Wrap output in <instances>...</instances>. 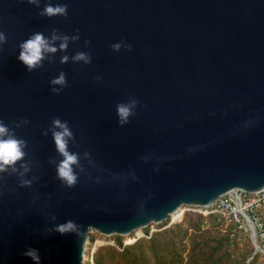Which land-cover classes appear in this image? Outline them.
Masks as SVG:
<instances>
[{
	"label": "water",
	"instance_id": "obj_1",
	"mask_svg": "<svg viewBox=\"0 0 264 264\" xmlns=\"http://www.w3.org/2000/svg\"><path fill=\"white\" fill-rule=\"evenodd\" d=\"M48 2L0 0V120L29 121L14 130L33 162L25 178L37 177L22 188L0 173V264H33L27 247L41 264H84L91 231L127 237L182 206L264 190V0H50L66 19L40 17ZM53 28L80 39L29 72L18 45ZM120 41L132 50L114 52ZM76 52L92 62L73 63ZM61 71L68 87L54 95ZM129 98L136 114L121 127L116 105ZM55 117L74 133L69 151L94 163L81 159L73 188L49 163L62 159L42 134ZM69 219L79 234L46 233Z\"/></svg>",
	"mask_w": 264,
	"mask_h": 264
},
{
	"label": "clouds",
	"instance_id": "obj_2",
	"mask_svg": "<svg viewBox=\"0 0 264 264\" xmlns=\"http://www.w3.org/2000/svg\"><path fill=\"white\" fill-rule=\"evenodd\" d=\"M30 5L36 8L40 7V0H26ZM40 17H64L67 18L68 6L67 4H56L55 6L49 2L45 4L42 11L38 13ZM80 39L79 30L72 35L60 33L57 29L51 30L50 36L46 37L42 32L33 33L27 40L21 42L18 47L19 57L18 59L23 62L29 72H33L44 66V61L54 63L53 56L57 52H67L69 44L74 43ZM7 42L6 34L0 31V46ZM89 41H85V47L89 45ZM114 52H120L121 49L127 51L132 50L131 44H126L124 41L114 43L111 45ZM69 56L63 55L60 58V64H67L69 62ZM73 63H83L88 65L92 62L90 53L76 52L72 57ZM96 80L99 81L100 77L97 76ZM51 91L54 95H59L63 89L68 87L66 73L63 71L50 80ZM138 101L134 98H129L127 102H121L116 105L118 125L123 127L130 122V117L134 116L135 109L138 105ZM29 123L27 119L21 120L18 123L13 122L14 128H20ZM14 128H10L3 120H0V173H8L9 175H15L19 179L20 187H31L32 183L37 179L33 177L31 180L25 177L31 171L33 162L26 160V151L28 148V141L19 138L16 135ZM51 133L52 140L55 145V150L60 159L58 162L55 159H50L49 163H53L56 166L57 179L68 188H73L78 183V173L84 172V167L81 164V159L87 160L88 163L94 166L91 160L90 153L85 151L82 156L79 153L69 151V143H75L74 133L67 121L62 120L60 117L52 119L50 126L42 133L47 136ZM147 160V158H145ZM97 183L99 180L97 179ZM51 220L55 222L56 217L51 216ZM81 226L74 220H67L64 223L56 224L54 228L46 229V233H59L60 235L66 234H79ZM26 258H30L33 264H41V256L38 249L27 247L22 253Z\"/></svg>",
	"mask_w": 264,
	"mask_h": 264
},
{
	"label": "trees",
	"instance_id": "obj_3",
	"mask_svg": "<svg viewBox=\"0 0 264 264\" xmlns=\"http://www.w3.org/2000/svg\"><path fill=\"white\" fill-rule=\"evenodd\" d=\"M261 216L264 224V209ZM209 219L212 221L213 217ZM204 220L202 215L187 212L179 223L155 232L149 239L142 238L126 244L128 240L137 238L136 232L127 237L117 236L116 246H103L97 250L94 264H261L259 254L254 256L249 241L242 247L237 246V257H233L230 234L213 225L203 230ZM168 223L165 221L160 226H152L165 227ZM144 232L149 233V228ZM94 240L92 238L91 243Z\"/></svg>",
	"mask_w": 264,
	"mask_h": 264
},
{
	"label": "built area",
	"instance_id": "obj_4",
	"mask_svg": "<svg viewBox=\"0 0 264 264\" xmlns=\"http://www.w3.org/2000/svg\"><path fill=\"white\" fill-rule=\"evenodd\" d=\"M263 209L264 190L255 194L235 190L221 196L209 207L182 206L167 221H169L168 227H170L179 223L187 212L202 215L205 217L202 224L203 230H208L213 225L222 232L230 234L233 248L242 247L246 241H249L254 248V256L258 254L264 256V224L261 216ZM210 217H213L212 221L209 219ZM147 228H149V233H145L144 229L139 230L141 231L140 235L137 231V238L126 242V244L142 238L149 239L159 231L152 224ZM250 259L248 263L251 261Z\"/></svg>",
	"mask_w": 264,
	"mask_h": 264
},
{
	"label": "rangeland",
	"instance_id": "obj_5",
	"mask_svg": "<svg viewBox=\"0 0 264 264\" xmlns=\"http://www.w3.org/2000/svg\"><path fill=\"white\" fill-rule=\"evenodd\" d=\"M162 225V224H161ZM160 226V225H159ZM157 227V229L159 231H163L166 229V227L169 226V223L168 225H166L165 227ZM158 231V232H159ZM141 231L138 232V234L140 235ZM117 237V235H113L111 237H106V236H103L101 235L100 233L96 232V231H91L90 232V238H89V243L87 244L86 246V256H85V260H84V264H94V254L97 252V250L100 248V247H103V246H108V245H111V246H116L115 244V238ZM92 238H95L94 242L91 243V239ZM134 239H130L128 240L127 242H130V241H133ZM254 249V248H253ZM232 252L234 254L233 257H237V253L236 252V248H233L232 247ZM186 256V255H184ZM258 260L261 264H264V256L263 255H259L258 256ZM249 261V260H248ZM248 263V262H247Z\"/></svg>",
	"mask_w": 264,
	"mask_h": 264
}]
</instances>
